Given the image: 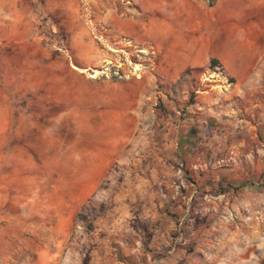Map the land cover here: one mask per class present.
<instances>
[{
    "label": "rangeland",
    "instance_id": "obj_1",
    "mask_svg": "<svg viewBox=\"0 0 264 264\" xmlns=\"http://www.w3.org/2000/svg\"><path fill=\"white\" fill-rule=\"evenodd\" d=\"M138 1L0 0V264H264V0Z\"/></svg>",
    "mask_w": 264,
    "mask_h": 264
},
{
    "label": "crops",
    "instance_id": "obj_2",
    "mask_svg": "<svg viewBox=\"0 0 264 264\" xmlns=\"http://www.w3.org/2000/svg\"><path fill=\"white\" fill-rule=\"evenodd\" d=\"M138 2L141 3L140 0ZM142 2L148 1L142 0ZM217 2H222V0H218ZM199 3L201 2L199 1ZM242 26L243 25H237V31H234L233 34L229 35L232 38H238L239 42L235 41L231 47L225 49L224 51L220 50L219 52L214 51L213 53L205 54L198 53V55L191 57L189 61H186V64L183 65V67L180 68L175 66V71L180 72L185 69L197 67L199 66V62L205 56L212 55V57L218 59L225 66L229 74L234 77V87L245 88V94H253L256 92L261 95L262 99H260L259 103L250 104L248 108L249 112H256L257 105H260L262 109L264 108V36L262 34H260V36L258 34L254 35L255 33H250L244 30L245 27ZM246 88H250V90ZM123 170L125 177L127 176L126 174H131L132 177L133 168L131 169L126 166V168ZM135 172H137V170H135ZM106 174L107 171L103 174L101 173L100 175H91L90 177L92 178L90 181L100 183ZM137 176L138 175L136 173L134 176V181L137 180L138 184L141 185L147 183L145 182L146 180L144 178ZM122 184H129L128 180L126 179ZM140 191L141 195L144 196L146 190ZM136 195L135 188L124 189L123 186L116 199H119L123 202L121 205H127L128 202L135 198L134 196ZM145 198H147V196H145ZM146 204V202H141L138 204V206L136 205V207L146 210ZM144 211L142 212L145 213ZM145 214H148V212Z\"/></svg>",
    "mask_w": 264,
    "mask_h": 264
},
{
    "label": "trees",
    "instance_id": "obj_3",
    "mask_svg": "<svg viewBox=\"0 0 264 264\" xmlns=\"http://www.w3.org/2000/svg\"><path fill=\"white\" fill-rule=\"evenodd\" d=\"M211 65L213 68H222L217 60H213ZM194 134L196 135L197 132Z\"/></svg>",
    "mask_w": 264,
    "mask_h": 264
},
{
    "label": "bare ground",
    "instance_id": "obj_4",
    "mask_svg": "<svg viewBox=\"0 0 264 264\" xmlns=\"http://www.w3.org/2000/svg\"><path fill=\"white\" fill-rule=\"evenodd\" d=\"M97 75H98V74H95V75H92V76H93V78H96V77H97Z\"/></svg>",
    "mask_w": 264,
    "mask_h": 264
}]
</instances>
